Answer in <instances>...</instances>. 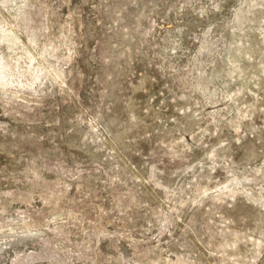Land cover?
<instances>
[{
    "label": "rangeland",
    "instance_id": "1",
    "mask_svg": "<svg viewBox=\"0 0 264 264\" xmlns=\"http://www.w3.org/2000/svg\"><path fill=\"white\" fill-rule=\"evenodd\" d=\"M0 264H264V0H0Z\"/></svg>",
    "mask_w": 264,
    "mask_h": 264
}]
</instances>
